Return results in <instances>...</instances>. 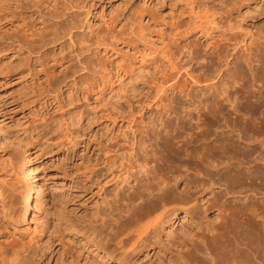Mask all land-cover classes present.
<instances>
[{
	"label": "rangeland",
	"instance_id": "obj_1",
	"mask_svg": "<svg viewBox=\"0 0 264 264\" xmlns=\"http://www.w3.org/2000/svg\"><path fill=\"white\" fill-rule=\"evenodd\" d=\"M194 2L221 10L224 18L240 27L236 32L244 34L243 39L257 31L264 38V0H0V108L6 115V124L0 127V155L21 162L16 139H22L32 154L39 186L33 210L25 218L21 201L29 184L23 181L17 193L0 184V242L13 233L16 243L31 250L27 264H124L107 259L104 250L86 238L87 226L94 215L98 221V215L109 210L117 184L141 165L143 139L157 131L161 122L179 124L174 113L166 116L163 106L156 108L153 100L166 57L179 64L191 60L195 48L200 55L207 53L199 36L185 35L193 28L189 6ZM228 21L223 25H229ZM226 49L228 56L232 50ZM252 53L256 64L236 60L223 81L229 83L239 72L245 80L241 103L245 97L252 102L264 98L258 78L264 71V45L254 47ZM194 63L199 73L220 67L209 54ZM177 82L184 95L195 98V106L217 115L213 118L220 125L211 129L207 142L212 145L221 138L230 139L241 154L233 160L220 156L224 165L221 162L219 170L205 165L206 171L217 175L213 178L216 184L228 162L239 165L245 174L263 175L264 149L255 141H264V131L261 135L250 128L241 131L244 126L239 129L236 118L215 109L217 93L196 89L185 77L179 76ZM172 94L169 99L178 111L187 96ZM46 142H52L51 158L49 149L39 155L38 148ZM89 143L96 148V156L107 147L117 153L110 155L112 164L103 176L88 180L85 147ZM222 183L216 192L225 197L227 185ZM255 184L245 185L248 190L242 192L236 189L234 197L245 190L247 195H259L253 198L250 194L253 201L249 204L264 200V184L261 189ZM50 238L52 249L42 253L40 249Z\"/></svg>",
	"mask_w": 264,
	"mask_h": 264
},
{
	"label": "bare ground",
	"instance_id": "obj_2",
	"mask_svg": "<svg viewBox=\"0 0 264 264\" xmlns=\"http://www.w3.org/2000/svg\"><path fill=\"white\" fill-rule=\"evenodd\" d=\"M189 7L191 15H194L190 18L193 28H189L185 35L199 36L207 53L200 55L196 48H189L193 51L192 59L187 62L180 60L179 64L166 57L163 76L155 84L157 98L153 100H156V108L163 106L166 116L174 113L179 124L161 122L157 128L164 127V131L157 129L143 139L141 165L117 184L109 210H103L98 215V221L95 220L96 215L89 220L86 238L103 249L107 259H119L124 264H264V200L258 198L259 201L249 204L251 193L247 195L245 190L244 197H241L242 193L234 197L237 194L235 190L242 188V192L247 187L245 185L256 183L261 189L264 173L248 175L239 169V165L236 167L228 162L218 181L227 185L224 191L227 198L223 201L225 197L216 192L219 183L213 180L215 174L209 169L206 171L205 165L219 170L223 164V159L222 164L219 161L220 156L225 155L226 158L229 155L231 159H228L233 160L241 155H238L237 145L230 139L222 141V138L215 144L211 142L212 145L207 142L211 129L218 123L220 125V121L206 107L195 106L193 96L185 94L186 103L180 104L178 111L169 99V93L184 95L185 91L177 80L179 76L188 78L196 89L206 88L211 93H217L214 108L230 119L236 118L239 129L244 126L241 131L250 128L260 134L264 131L263 96L255 102L245 97L246 102L241 103L240 93L245 92V84L241 83L245 80L239 72L232 76L229 83L223 81L231 74L236 60H244L248 66L256 64L253 48L264 45V38L257 31L249 39H243L244 34L236 32L240 27L229 22L228 17L224 18L222 11L216 7L201 2H194ZM226 20L229 25L225 26L223 22ZM225 45L232 50L228 56L224 55L227 51ZM206 54L217 59L220 67L214 71L196 72L194 61L205 60ZM258 78L264 91V71L258 73ZM243 111L251 113L244 114ZM256 115L259 116L255 118ZM5 118L0 108V127L6 124ZM133 137L135 144L136 132ZM16 140L21 162L16 164L15 158L0 155V184L9 186L11 193L19 192L23 181L29 184L30 189L21 201L26 218L33 210L35 193L39 191L37 169L33 166L30 150L24 147L22 139ZM256 142L263 150L264 141ZM45 144L38 148L39 155L49 149L51 158L52 142ZM95 149L90 143L85 147L86 155L89 154L88 180L103 176L112 164L110 155L117 153L107 147L102 149L101 156H96ZM231 164L236 168L232 169ZM256 196L259 195L253 198ZM72 228L76 231L74 226ZM7 234L3 236V243L0 242V264H27L31 257L30 248L24 243H16L13 233ZM52 247L50 238L40 250L44 253L45 249L51 250Z\"/></svg>",
	"mask_w": 264,
	"mask_h": 264
}]
</instances>
